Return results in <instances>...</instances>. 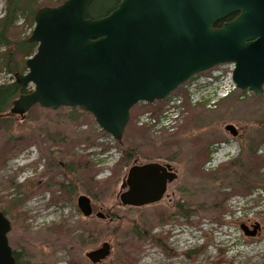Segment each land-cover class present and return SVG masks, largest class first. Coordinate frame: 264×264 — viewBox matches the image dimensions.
Segmentation results:
<instances>
[{"label": "rangeland", "instance_id": "obj_1", "mask_svg": "<svg viewBox=\"0 0 264 264\" xmlns=\"http://www.w3.org/2000/svg\"><path fill=\"white\" fill-rule=\"evenodd\" d=\"M5 9L6 0H0V17ZM25 16L18 14L14 28L22 37L34 26ZM231 71L227 64L216 66L173 91L181 106L168 128L146 118L158 117L169 99L138 102L130 109L120 144L81 107H35L24 119L11 116V125L0 123V149L11 139L21 147L0 165V211L10 221L7 237L17 262L264 264V129L255 125L264 119V91L257 96L236 88ZM12 78L0 72V83ZM220 86L228 94L213 97ZM227 124L236 127V136L225 130ZM59 137L77 142L64 151V145L50 141ZM25 138L32 141L23 146ZM249 143L256 157L247 151ZM151 161L170 164L177 179L154 204L123 205L118 196L129 167ZM233 161L240 162V175L229 167ZM64 186L72 192L64 194ZM81 194L91 199L89 217L78 208ZM13 199L22 201L10 206ZM180 207L192 212L181 213ZM97 211L106 218L96 217ZM255 222L260 229L246 236L241 224ZM57 224L66 226L67 244L46 250L49 242L41 235L56 234L49 228ZM104 241L110 244L109 254L92 263L86 253Z\"/></svg>", "mask_w": 264, "mask_h": 264}, {"label": "water", "instance_id": "obj_2", "mask_svg": "<svg viewBox=\"0 0 264 264\" xmlns=\"http://www.w3.org/2000/svg\"><path fill=\"white\" fill-rule=\"evenodd\" d=\"M92 2L63 0L35 12L28 41L36 50L25 61L26 72L15 76L32 89L12 101L8 114L23 119L35 104L81 107L120 142L132 106L164 99L218 64H234L232 80L240 90L263 93L264 0H120L96 18L88 14ZM225 130L238 134L232 124ZM177 176L169 164L134 162L122 179L119 200L127 206L154 204ZM77 205L85 217L93 213L87 195H79ZM10 229L0 211V264H15ZM241 229L254 236L260 224ZM109 252L104 241L86 256L98 263Z\"/></svg>", "mask_w": 264, "mask_h": 264}, {"label": "trees", "instance_id": "obj_3", "mask_svg": "<svg viewBox=\"0 0 264 264\" xmlns=\"http://www.w3.org/2000/svg\"><path fill=\"white\" fill-rule=\"evenodd\" d=\"M38 1L39 0H6L5 13L3 14L2 17H0V72L2 70H5L7 73L11 74L12 77H15L17 74L24 73L26 70L25 61L29 56H31L34 53L36 49V43L29 42L28 36L22 37V36H18V34L16 35L14 28H15V22L18 19V14L24 13V15H27L25 16L26 23L32 26L34 25L35 12L40 7L56 6L59 3H61V1L52 2L51 0H42V4L38 5ZM119 1L120 0H93V2L91 3L89 7V11H88L89 17L96 18V17H101V16L108 14L111 10H113L116 7ZM97 2H100L102 4V8L95 9V5ZM229 18H231V16ZM218 25H220V23ZM180 87L181 86H179L178 88ZM30 90L31 88L29 86H23L17 83L16 81L10 80V81H4L0 83V123H6V124L11 125L12 115L10 114L5 115V114L8 113L9 109L11 108L12 101L21 94L29 93ZM157 101L161 102V100H157ZM35 107L42 108L38 104H35L29 109L30 112L33 111ZM81 110L83 111L82 108ZM70 117H72L73 119H76L74 118L72 114H70ZM255 125L260 127L261 129H264V119L256 122ZM38 136H40V133H38V135L34 138H37ZM73 140L77 142V140L73 138L66 139V138H60V137L51 139L50 141L52 144L58 143L61 146L64 145L63 149L65 151L68 148L72 147ZM245 140L244 142H246ZM31 141H32L31 139L25 138L22 140V144L23 146H25L31 143ZM118 143L120 144L121 141ZM250 145L252 144L249 143L247 151L250 152V155H253V157H256L255 156L256 149ZM244 146L245 145H243V148ZM20 148L21 147H18L16 140L14 141L11 139L7 143H5L4 146L0 149V165L9 156H13L14 154H17L18 151H20ZM126 157H127L126 162L128 163L130 160V157L129 156H126ZM229 164H230L229 167L233 169L234 174L236 175L241 174L240 169L237 168L238 164H240L239 161H233V162H230ZM69 170H72L71 167ZM48 174L49 175L47 176L48 178H50L51 173L48 172ZM260 184L264 188V181ZM62 190L64 191V194L72 192V189L69 186H64ZM64 194L61 196L64 197ZM21 201L22 199H19V200L13 199L10 201L9 204L10 206H14ZM188 208L189 207L187 208L180 207L179 211L181 213L182 212L184 213L185 210L187 209L185 213L186 215H188V213L192 212ZM65 228L66 226H64V224H57V225H54L53 227H50L49 229L54 230L55 233H57L58 231L65 230ZM15 260H16V264H31L29 261L18 263L16 257H15Z\"/></svg>", "mask_w": 264, "mask_h": 264}, {"label": "built area", "instance_id": "obj_4", "mask_svg": "<svg viewBox=\"0 0 264 264\" xmlns=\"http://www.w3.org/2000/svg\"><path fill=\"white\" fill-rule=\"evenodd\" d=\"M216 94L217 90L212 96H217ZM179 100L180 99L178 96H171L162 113L158 117H148L146 118V121L149 124L161 129L170 127L171 123L178 117L180 113L179 107L181 106V103ZM144 116L145 115H142L141 118L143 119Z\"/></svg>", "mask_w": 264, "mask_h": 264}, {"label": "bare ground", "instance_id": "obj_5", "mask_svg": "<svg viewBox=\"0 0 264 264\" xmlns=\"http://www.w3.org/2000/svg\"><path fill=\"white\" fill-rule=\"evenodd\" d=\"M51 195L53 200L57 199V195H56V190H51ZM72 228V227H71ZM42 239H46L47 244L49 242V246L47 247L46 250H49V248L55 246V247H60V246H64L65 244H67V234L65 232V230L63 231H58L56 234L51 235L49 237L41 235Z\"/></svg>", "mask_w": 264, "mask_h": 264}, {"label": "flooded vegetation", "instance_id": "obj_6", "mask_svg": "<svg viewBox=\"0 0 264 264\" xmlns=\"http://www.w3.org/2000/svg\"><path fill=\"white\" fill-rule=\"evenodd\" d=\"M162 164H163V163H162ZM163 165H165V163H164ZM169 165H170V164H169ZM172 169L175 170L173 167H172ZM175 171H176V170H175ZM3 214H4V213H3ZM13 254H14V252H13ZM14 256H15V255H14Z\"/></svg>", "mask_w": 264, "mask_h": 264}]
</instances>
